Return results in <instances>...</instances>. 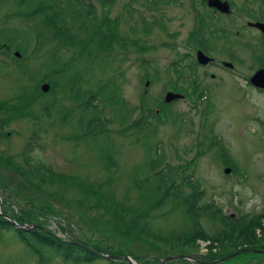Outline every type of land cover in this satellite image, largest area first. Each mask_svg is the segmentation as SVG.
Returning <instances> with one entry per match:
<instances>
[{
  "label": "rangeland",
  "instance_id": "374dc122",
  "mask_svg": "<svg viewBox=\"0 0 264 264\" xmlns=\"http://www.w3.org/2000/svg\"><path fill=\"white\" fill-rule=\"evenodd\" d=\"M57 1L63 4L50 0L49 5L62 10ZM228 1L231 14L214 21L213 12L199 0L166 6L156 0H81L94 11V26L111 37L108 50L98 52L97 58L77 54L82 89L99 93L100 87L111 86L94 100L95 118L109 121L98 136L104 138L96 139L88 131H76L83 102L62 99L60 93L55 95L59 108L50 110V117L40 112V102L54 97L45 79L48 69L57 58L68 66L78 51L56 39L31 9L0 0V151L22 165L23 149L36 128L29 158L64 176L50 184L34 181L35 196H24L18 191L25 180L0 162V218L29 217L41 231L99 255L118 256L113 254L121 251L150 264L183 254L205 264L206 255L225 252L222 236L235 234L199 216L208 243L185 245L182 238H190L194 226L182 203L164 201L147 211L156 199L144 182L148 174L141 171L151 159L162 157L161 168L172 170L170 181L179 184L193 174L192 181L203 192L200 206L213 202L223 215L245 217L247 223L259 220L253 234L259 240L264 229V92L248 80L264 67V33L251 29L255 22L264 23V3ZM66 22L68 29L75 27L69 18ZM220 30L219 38L210 36ZM199 55L208 59L206 65L198 61ZM173 62L183 73L193 67L195 80L180 81L171 69ZM43 84L49 85L46 93ZM169 91L183 97L167 106L162 102ZM111 98L126 103L123 111L130 117L124 124L116 120L119 109L108 107ZM150 111L153 118H147L141 132L134 131L133 124ZM140 213L147 215L138 218ZM134 219L148 236L137 233ZM19 231L0 230V264H71L42 250L35 254ZM176 260L167 262L181 264ZM79 264L128 263L100 257ZM217 264H264V253L236 255Z\"/></svg>",
  "mask_w": 264,
  "mask_h": 264
},
{
  "label": "trees",
  "instance_id": "16d2710c",
  "mask_svg": "<svg viewBox=\"0 0 264 264\" xmlns=\"http://www.w3.org/2000/svg\"><path fill=\"white\" fill-rule=\"evenodd\" d=\"M16 3L23 5L25 8L31 9V14L34 18H36L39 22L46 23L47 27L51 29L54 37L56 39H60L63 45L72 46L74 51H78L75 53L72 58L71 63L67 66L66 64H61V60L57 58L55 63L48 69V73L45 76L46 81L51 85L50 93L54 96L53 99L46 100L40 102L41 114L47 117H50V110H54L55 108H59V101L57 99L58 96L56 94H60L62 99H66L69 101H80L83 102L80 109L79 119L76 124V131L79 133L88 131L89 134H93V136L100 139L104 137H98L106 131V127L108 122H101L99 118H95V109L96 103L94 100L97 96L103 97L105 96L109 90L111 89L110 85L106 87H100L99 93L95 94L89 92L86 89L81 88V76L76 71L77 67V54L79 52L85 53L86 58L89 60L95 59L98 57V52L107 51L109 48L108 40L111 37L106 35L102 31V29L98 30L97 26H94L95 14L91 9V6L83 7L81 0H62V2L57 1L59 5L62 7V10H54L50 5V0H14ZM56 1V0H51ZM255 1V0H251ZM156 2L162 6H166L169 4H177V0H156ZM203 4V3H202ZM75 6L80 7L76 9ZM29 14V16H31ZM67 18L75 22V27L73 29H68L67 26ZM210 30L217 29L215 27H210ZM206 31V29H205ZM221 31V30H220ZM216 37H220L223 33L222 31L219 33L213 32L210 36L214 35ZM60 38H59V37ZM7 39L11 40V37H7ZM209 39H206L205 46H208ZM139 45V44H138ZM7 55H9L7 53ZM189 67L187 66V69ZM171 69L173 73L179 76L180 81L192 83L195 79L194 73L195 70L190 66L188 72L183 73L180 67L176 63H172ZM194 70V71H193ZM27 73V70L23 71ZM82 73V72H81ZM188 74L191 75L189 79H187ZM69 76H72L70 79V84L61 85L65 79ZM80 76V77H78ZM68 81V80H67ZM189 90V88H187ZM58 90L57 92H55ZM190 91V90H189ZM177 92H180L179 90ZM47 94V95H51ZM198 94L200 97L203 96L204 90H199ZM50 101V102H49ZM107 105L110 108H118L119 111L116 116V120L119 124H124L130 116H128V111H123L127 108L124 100L119 99H110L107 100ZM163 103V102H162ZM163 108H166L164 105H160ZM168 106V105H167ZM1 108V107H0ZM154 113L150 111L149 116H142L140 119L135 122L132 126L134 131L141 132L145 127L146 120L148 117H153ZM37 129L33 130V134L30 136L29 141L26 143L23 151V164H19L13 161L9 155L0 151V162L6 165L9 169L14 172H18L20 176L25 180V183L21 184V188L18 191L22 195L26 196L27 193L31 196H35L36 191L34 190L33 182L34 181H42L44 183L50 184L52 182L61 181L64 176H57L53 171L50 170L48 166L44 163H34L32 159L29 158V150L33 146L30 140L36 138ZM3 137V134L0 133V137ZM4 138V137H3ZM105 141V140H102ZM29 149V150H28ZM192 162L188 163L187 168L191 166ZM162 165V157H158L156 159H151L149 162L145 164V172L141 171L142 174H148V177L144 182L150 184L152 186V196L155 197L154 204L150 206L148 212L150 210L156 209L160 206L164 201L165 203L168 201H175L178 203H182L185 206L186 213L188 214L190 220L193 222V230L190 238H182L186 244H194L197 247L196 243L198 241H207L208 237L206 236L203 229L199 226V216H206L211 220H215L220 222L221 225H224L231 232L235 234V236H227L223 235L222 240L227 243L226 248L224 249V253L220 254H209L206 255L202 261L205 264L212 263L216 260L222 259L225 256L231 255L237 251H239L242 245H246L248 248H242L245 250L241 254L237 255H259L264 253V229L261 230V238L256 240L253 234L255 233L256 227L259 225V220L257 222H246L245 217L240 218H231L230 216H226L222 214V211L217 208L214 203L204 204L203 206L199 205V201L202 199L203 192L200 190V184L198 182L192 181L193 174L190 173L187 177H183L179 184L176 182L170 181L172 170L169 167L161 168ZM174 171V170H173ZM148 172V173H146ZM73 182V180H71ZM185 188L189 189L188 193H185ZM101 196H103L101 194ZM147 212V213H148ZM141 216V213L138 215V218H143L147 215ZM11 219H13L16 223L23 225L27 223L38 224L37 222H33L29 217H18L16 215H11ZM136 223H132L134 227H136L137 233L142 236H148L149 233L145 230H141L142 227L137 220L134 219ZM41 226V225H40ZM13 228L11 223L8 220H4L0 218V230H9ZM20 238L23 239L24 242L28 245V247L36 254V250H42L47 253L50 257H58L62 261L76 264V263H93L96 259H100V257L89 249H84L80 247L73 246L69 243L62 242L54 235L49 234L48 232H43L40 229H31L29 231H19ZM174 240V238H172ZM177 241V240H176ZM214 243V242H212ZM223 248V247H222ZM98 251V249H95ZM251 250H254L252 252ZM100 252V251H98ZM112 253V252H105ZM113 255L118 256H127L124 252L114 253ZM135 261L140 263L139 257L130 255ZM198 257V256H197ZM236 257V256H235ZM181 262V264H192L186 260H176ZM200 261V260H197ZM171 262H167L165 264H169ZM196 264H201L195 262ZM150 264H160L157 260H151Z\"/></svg>",
  "mask_w": 264,
  "mask_h": 264
},
{
  "label": "water",
  "instance_id": "95a60500",
  "mask_svg": "<svg viewBox=\"0 0 264 264\" xmlns=\"http://www.w3.org/2000/svg\"><path fill=\"white\" fill-rule=\"evenodd\" d=\"M205 1V0H203ZM208 7L216 9L217 11H219L220 13H224V14H229L230 10H229V5L227 2H223L221 0H206ZM253 27H257L259 29H261L262 32H264V26L262 24H253ZM14 56L19 57L18 53H15ZM198 61L201 64H206L208 62V59L203 56V55H199L198 56ZM230 67V65H228ZM249 82L252 86H254L255 88H259V89H264V69H260L258 71H256L251 78L249 79ZM49 89V85L48 84H43L41 86V90L42 92L46 93ZM182 95L179 94H175L172 92H167L165 97H164V102L165 103H171L174 100L180 99L182 98ZM9 222L16 228V229H21L24 231L29 230L30 228H41L39 225L36 224H32V223H28V224H24V225H19L17 224L14 220H9ZM245 250H240L237 251L225 258H223L222 260L225 261L227 259H230L238 254H240L241 252H243ZM252 252H254V250H251ZM102 257L108 258V259H117V260H123L125 262H127L128 264H137L135 261L132 260V258H130L129 256H112V255H100ZM172 259H183V260H188V261H195V259L191 256H186V255H176V256H170L167 257L165 259H163L161 261L160 264H164L167 261H170ZM219 260V261H222ZM218 262V261H216ZM213 262V263H216Z\"/></svg>",
  "mask_w": 264,
  "mask_h": 264
},
{
  "label": "bare ground",
  "instance_id": "6f19581e",
  "mask_svg": "<svg viewBox=\"0 0 264 264\" xmlns=\"http://www.w3.org/2000/svg\"><path fill=\"white\" fill-rule=\"evenodd\" d=\"M96 96V93H93ZM197 243H208L207 241H198Z\"/></svg>",
  "mask_w": 264,
  "mask_h": 264
}]
</instances>
